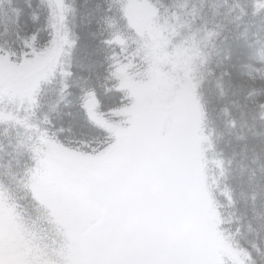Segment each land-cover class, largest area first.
Listing matches in <instances>:
<instances>
[{
	"label": "trees",
	"instance_id": "1",
	"mask_svg": "<svg viewBox=\"0 0 264 264\" xmlns=\"http://www.w3.org/2000/svg\"><path fill=\"white\" fill-rule=\"evenodd\" d=\"M64 5L59 25L47 0H0V54L44 58L66 31L75 41L65 58L73 75L63 96L57 75L40 87L28 126L0 121V190L26 231L28 242L21 243L29 254L26 263L74 264L79 236L68 215L57 211L55 217L33 196L24 175L28 153L17 145L34 144L37 131L53 140L92 142L99 134L76 107L81 88L94 86L103 107L115 108L111 116L124 121L129 83L157 74L173 86L164 103L191 91L201 107L200 148L222 264H241L248 251L256 264H264V0H64ZM166 25L172 33L168 44L160 34ZM113 68L122 87L109 77ZM163 100L154 96L149 103ZM69 230L76 246L65 251L60 236Z\"/></svg>",
	"mask_w": 264,
	"mask_h": 264
},
{
	"label": "snow or ice",
	"instance_id": "2",
	"mask_svg": "<svg viewBox=\"0 0 264 264\" xmlns=\"http://www.w3.org/2000/svg\"><path fill=\"white\" fill-rule=\"evenodd\" d=\"M69 36L66 31L65 40L73 46L75 41ZM12 55L0 54V60H10ZM72 75L68 70L61 72L62 96L70 87L67 81ZM109 77L123 86L119 70H110ZM93 95L99 101L94 86L82 87L76 107L99 135L92 142H65L54 136L63 154L54 168L35 145L22 141L17 145L28 153L25 177L51 171L63 192L81 248L74 264H201L180 249L186 221L163 175L158 146L137 119V102L125 101L128 107L123 110L128 119L122 121L119 116H111L115 108L105 109L99 101V111L116 122L103 128L91 115L89 97ZM45 122H50L47 117ZM60 244L65 251L76 246L71 230L61 233ZM247 256L248 264H256L253 251Z\"/></svg>",
	"mask_w": 264,
	"mask_h": 264
},
{
	"label": "rangeland",
	"instance_id": "3",
	"mask_svg": "<svg viewBox=\"0 0 264 264\" xmlns=\"http://www.w3.org/2000/svg\"><path fill=\"white\" fill-rule=\"evenodd\" d=\"M51 11L55 14L56 20L64 21V1L63 0H47ZM157 27V26H156ZM151 34L156 38L157 28ZM160 31L162 41L168 44L171 31ZM137 29H141L136 24ZM68 43L62 36L51 44L50 52L45 56L46 60L40 58L0 60V119L10 120L16 116L15 120L18 124L24 125L28 120H32L36 103V95L46 83H50L56 78V70L61 72L66 67L61 63L63 56V48ZM58 51L55 58L52 51ZM63 52V54H62ZM62 54V55H61ZM7 55V54H4ZM138 71V69H136ZM135 72V70H134ZM16 79L12 80L11 77ZM9 78V79H7ZM7 79V80H5ZM11 80V81H10ZM1 83L3 86H1ZM131 99L137 102V106L144 105L143 102L148 101L154 96L163 97L169 100L172 96V84L157 80V74L154 78L142 77L139 81L130 87ZM95 121L100 120L98 113L91 114ZM35 145L39 155L49 161V167L54 168L58 162L63 159L59 143L49 137H38ZM29 190L35 198L41 201L49 211L56 217L57 211L64 212L67 216L65 205V197L62 190L56 182V178L51 171L44 172L36 177H28ZM61 214V213H60ZM64 214H61V217ZM16 215V209L11 205L3 192L0 190V261L7 259V264H27L26 259L29 257L26 248L21 243L26 241V234ZM45 264V262L37 263Z\"/></svg>",
	"mask_w": 264,
	"mask_h": 264
},
{
	"label": "water",
	"instance_id": "4",
	"mask_svg": "<svg viewBox=\"0 0 264 264\" xmlns=\"http://www.w3.org/2000/svg\"><path fill=\"white\" fill-rule=\"evenodd\" d=\"M89 107L92 112L95 101H90ZM136 116L158 146L163 175L186 221L185 232L179 239L180 249L201 264H219L218 235L211 218L203 159L197 144L202 113L196 96L184 94L173 106H146L137 110ZM169 121L172 127L164 137ZM110 127L113 126L107 125Z\"/></svg>",
	"mask_w": 264,
	"mask_h": 264
}]
</instances>
